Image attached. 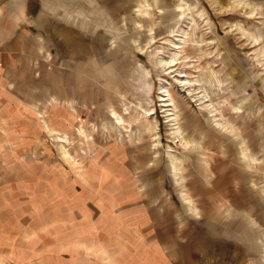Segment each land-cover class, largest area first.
Returning <instances> with one entry per match:
<instances>
[{"label": "rangeland", "instance_id": "1", "mask_svg": "<svg viewBox=\"0 0 264 264\" xmlns=\"http://www.w3.org/2000/svg\"><path fill=\"white\" fill-rule=\"evenodd\" d=\"M0 0V264H264V0Z\"/></svg>", "mask_w": 264, "mask_h": 264}, {"label": "crops", "instance_id": "2", "mask_svg": "<svg viewBox=\"0 0 264 264\" xmlns=\"http://www.w3.org/2000/svg\"><path fill=\"white\" fill-rule=\"evenodd\" d=\"M21 3V0H15L14 3H11L8 13L11 15L12 12L16 11L20 7Z\"/></svg>", "mask_w": 264, "mask_h": 264}]
</instances>
